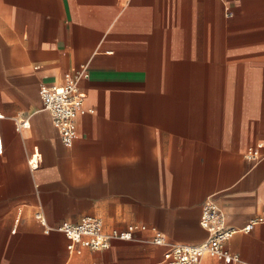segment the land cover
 <instances>
[{
    "label": "crops",
    "instance_id": "1",
    "mask_svg": "<svg viewBox=\"0 0 264 264\" xmlns=\"http://www.w3.org/2000/svg\"><path fill=\"white\" fill-rule=\"evenodd\" d=\"M73 71L85 98L65 147L40 87ZM0 112V264H169L152 227L202 242L207 198L229 227L260 220L226 246L264 264V0H0ZM38 211L136 228L69 251Z\"/></svg>",
    "mask_w": 264,
    "mask_h": 264
},
{
    "label": "built area",
    "instance_id": "2",
    "mask_svg": "<svg viewBox=\"0 0 264 264\" xmlns=\"http://www.w3.org/2000/svg\"><path fill=\"white\" fill-rule=\"evenodd\" d=\"M81 77V71L66 72L62 84L40 87L42 108L49 113L52 125L65 147L72 145L77 133L76 114L85 98V94L80 89ZM2 117L3 114L0 112V118ZM15 124L18 130L29 126L26 120H15ZM2 150L0 137V154ZM258 156L259 153L255 147H249L245 153L249 161H254ZM36 167V162H30L31 169ZM35 218L43 225L45 233L51 231L62 233L67 239L69 251L77 245L94 251L107 250L113 239H133L136 228L134 224H129L124 228L106 232L102 220L92 215H85L77 222L54 225L49 224L40 211L35 213ZM258 222L260 220L251 219L241 229L229 227L226 225L225 212L214 199L207 198L202 204L199 219L200 226L207 232L205 240L196 244L168 243L164 233L152 227L151 242L155 245H168L163 257L169 264H200L205 256L214 257L223 264H250L238 254L232 253L226 243L238 230L249 232Z\"/></svg>",
    "mask_w": 264,
    "mask_h": 264
}]
</instances>
